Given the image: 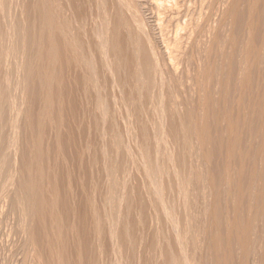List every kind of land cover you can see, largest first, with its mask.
I'll return each mask as SVG.
<instances>
[{"label":"bare ground","instance_id":"bare-ground-1","mask_svg":"<svg viewBox=\"0 0 264 264\" xmlns=\"http://www.w3.org/2000/svg\"><path fill=\"white\" fill-rule=\"evenodd\" d=\"M21 1L22 0H20V2ZM20 2H18V0H0V223L4 224L8 221L7 218L11 216L15 220V224H17L14 228L13 226L11 229L9 228L8 233H10L12 237L11 241L13 242L21 238L19 247H17V250H15L18 251L16 254H20V257H18V264H64L58 260V258H60V254L58 253L59 257H57V253L55 254V251L52 247V239L43 229L44 222L48 218L49 220H53L55 222L56 217H53L55 214L52 212L54 210L56 211V208L54 209L53 207H55L57 203L54 206L52 204V201H54L53 197H56L52 195V190H50L52 191V197L49 196L50 198L47 197L50 194L49 189L47 190V192H49L48 195H45L46 192L44 194L41 191V188L44 187V185L41 186L43 173L40 167L41 163H39L40 155L42 156L44 153H48L49 151L41 154L43 150H41V148L37 149L36 145H41V140H44L42 139V133L45 129H42V126L43 120L46 121V113L49 109L55 107H51L52 104L54 105V101L52 100L53 103L51 101V95H54V93H52L55 88L54 86H56V89H58L57 87L59 84L61 85L63 84V81L66 82L67 80V78L64 80L65 77L62 76L61 73L57 72V67L60 66L61 63L66 65V63H71L70 60H75L74 58L76 55L74 57V54H76L75 52L78 49V45H81V43L83 44V41L79 36L78 40L79 38L80 40L79 44H77L78 40L76 35L78 34V29L75 30V28H72L73 26L71 27L73 31L75 30L77 32L75 35V32L72 31L70 34L73 36L71 37L69 34L71 30L68 32L67 29H64V25V27L59 26V28L54 22H52L51 19L54 17L53 15L56 12L53 14V12L48 9L51 6L48 7L47 3L50 2L46 3L45 0H31L29 3L26 2L27 4H23L25 0L22 2V4H20ZM99 2H101L102 6L101 10L98 8L100 10L101 17L100 35L98 33V37H96L98 38L97 40L95 37H91L96 41L93 40L94 42H89L90 44L93 42V51L94 53L98 52V56L100 58L96 59L95 57L91 56V59L95 58L96 60H100V64H97L98 66L101 65L100 69L105 68L112 71L114 70L117 75L119 82L118 84L120 85V87L115 85L117 89H120L121 87H124L128 84L132 91L138 95L139 99H143V105H146L151 98V87L157 82L160 89L164 85H167V87L170 89V98L172 101H176L180 95L179 93V95L176 93V89L181 88V86L176 83V80L171 82L165 80L163 71L171 74H178L188 70V65H190L192 69L196 68L198 71L197 75L189 77L190 79H186L190 80L191 83H193L203 94V98L199 97L196 100V103L198 106H203L204 112L200 117L197 114H193V112L190 110L185 111L183 120V135L185 137L182 140H179L180 136L179 138H176L177 135L173 137L180 141L178 144V149H183V151L179 152V154L183 153L184 150L185 152L187 150V153H191L192 150L190 149L193 145L189 149L190 141H192L194 138L196 143L198 140L197 143L199 149L203 151L202 159L207 167L211 164L213 151L215 150L217 153L218 161H216L220 164L219 173L217 176L218 178H216V181H213L206 176V181L207 184H209L208 187L210 190V203H214L215 200H221L223 198L227 199L229 202V210L227 211L222 207V213H220L214 206L209 208V212L212 215L211 226L209 228V242L211 245V252L213 254V264H223L219 260V250L221 247H224L227 251V254L229 255L227 258L232 257L233 248L231 246V242L241 249V261H239L240 264H249L250 257L253 254L251 250L250 234L254 232L256 223L261 217H263V220L261 221L262 225H264V0H111L110 3L115 5V9L113 10L114 12L112 13L108 11V8L107 10L106 7L103 6L106 2H108L107 0H100ZM146 2L147 4L150 3L148 5H150L151 10H148L152 13L151 17L153 20H150V22H153V24H151L152 26L148 25L146 21H144L145 18L142 15L143 13L141 14L142 10L144 9L143 5H147ZM221 6H223L224 9H222V11L220 10V13H218L219 8H222ZM66 7L64 8L63 6L64 9H66ZM76 7L78 6L76 5ZM113 7L114 6H112V8ZM51 13L53 15H51ZM79 14L82 13L79 12L77 14L76 11V16ZM79 16L77 18H79ZM82 16L83 15H81V17ZM239 18H242L240 21L241 23H239L240 26L238 25L239 28L231 27L229 31L226 26L230 24L232 25L233 22H237ZM68 25L66 26L69 28L71 25ZM216 26H220L221 29L225 26L227 28L226 30L230 32L229 37H226V42L223 40V35L220 34L222 40L225 43L219 40L221 38H218V32H214L217 30ZM149 27L152 28L149 29ZM149 30H152L154 37L151 36ZM97 32L99 31L97 30ZM221 32L223 33L224 31L222 30ZM226 35L224 34V37ZM220 42H223L227 48L223 49L224 46ZM85 45H87V43ZM89 45L87 46L90 48L91 46ZM83 48L84 46L81 47L82 50ZM228 48H230V52L228 51ZM78 52L79 53L76 58V63H80L83 66V69L80 70H83L84 73H79L76 77H79L80 74H83V77L80 76L82 79L79 80H81L83 84L82 89H84L85 94V85L92 84L94 86V84H96L95 80H97V78L95 75H93L95 74L93 72H96L94 70L98 71L99 69L96 65L97 69L93 70V62L91 59L88 60L85 58L84 54H82L84 56L80 55V53H83L80 50ZM68 54L69 56H67ZM72 54L73 58H71ZM90 55L92 54L90 53ZM183 58L185 60H183ZM186 58L189 63L186 61ZM184 61H186L188 65L187 63L185 64ZM71 65L76 64H74L73 61ZM81 65H78V67L81 68ZM62 66L59 68L61 69ZM59 68L58 70H60ZM80 70H78V72ZM108 70L106 71L108 72ZM69 71L67 73H70L72 68L71 71ZM199 71L204 72L212 79L201 82V75ZM64 72L65 71H63V74ZM110 72L111 71H109V73ZM114 72L113 74L116 76ZM120 73L123 75L121 76ZM69 75L66 76L71 77ZM111 76L113 77V75ZM111 76L109 74L108 77ZM73 78H75V76ZM70 80H67V82L69 81L70 84H73L71 83L73 79L71 81ZM112 80L116 81V79ZM109 81L107 80L108 83ZM185 81L186 80H184V82ZM190 81H188V83ZM96 82H98V80ZM30 84L31 88H28ZM77 84L78 83H76V85ZM79 85H77V89L80 88ZM216 86L218 95L216 96L217 98L214 97ZM52 87L54 88L52 89ZM61 88L64 90L65 87ZM94 89H96V87ZM59 90L61 89L59 88ZM79 91L80 89L78 92ZM120 91L122 92L121 89L119 92ZM55 94L56 95L54 96H57L54 98L55 101L57 98L58 101L63 102L62 99L67 97V95H65L67 94L66 92L64 97L61 96V93L58 90ZM83 97L85 100L84 95ZM204 98L207 99V101ZM134 99L135 98H132L133 104ZM67 100L69 101L68 98ZM66 101L64 103H66ZM60 102H58V104ZM55 104L58 105L57 101ZM135 104L138 106V102ZM72 105L75 106V104ZM179 105H183V102H180ZM70 108H67V115L68 112H71L72 116L74 108L72 107L73 110ZM141 108H143V106ZM61 109L63 108L60 107V110ZM53 110L55 109L53 108ZM60 110H56L58 111L55 114L56 119L60 117L57 116L59 115L58 113ZM136 110L135 112H137ZM210 110H214L215 113H212ZM103 111L105 112V109H103ZM209 111L214 114V120H212L211 125L209 121L210 119H208ZM84 114L85 111L83 112V115ZM212 114H210V117ZM104 115L103 117H105ZM61 116L65 117L64 114ZM133 116L134 118L135 116L139 117L138 114H134ZM63 117L61 118L62 120H59V118V121L57 120L58 122L55 120V133L57 131V127H61H59V125H61L60 122H63L65 118H69L67 116L65 118ZM83 118L85 119L84 116ZM67 121L64 122V126L62 127H66L65 123ZM68 123L69 122H67V124ZM69 126L67 127L68 130ZM43 127L45 128V125ZM113 128L109 129L108 126V130H106L108 131L107 133H109L110 130H113ZM34 129H36L35 139L33 138ZM60 129L65 130V128ZM211 129L216 132L213 143L211 142V140L214 139L211 137ZM175 130L176 129L174 127L172 132L176 133L177 131L175 132ZM69 131H71V129ZM117 131L118 130L115 132L117 133ZM58 132L57 134H61L63 131H60L61 133ZM64 133L63 134L66 135L65 131ZM110 133L109 136H111ZM116 133L115 135H112L116 136ZM63 134H61V136H64ZM119 134L117 137L120 136V139H122L121 135ZM45 135L46 133H44V136ZM70 135L72 136V132ZM104 135H106L105 132ZM140 135L142 134L140 133ZM109 136L106 138H109ZM144 136L142 137L144 138ZM56 137L59 136L56 135ZM148 137L144 139H148ZM106 138L102 139L105 140ZM114 138L113 141H110L109 138V143L108 140H105L107 143L105 141L104 142L107 145L109 144L110 146H115L116 148L118 147V149H120L119 147H122L123 143L120 142L121 140L119 138L117 139L120 141ZM148 140L150 142V138ZM139 141L142 142L143 139L141 138ZM154 141L151 143L154 145H156L155 143L158 144V140L153 143ZM175 142L176 148L177 141ZM66 143H69V141ZM72 143H74V140ZM151 143H149V145ZM106 144V147H110ZM140 144L141 152L143 149V142ZM152 144L150 149L153 146ZM69 145L70 144H68V146ZM146 145H144L145 148ZM149 145H147V147ZM212 145L214 148L213 151L211 149ZM105 146V151H108L106 150ZM158 146L160 147L161 145H157V148L156 146H153V150L156 148L154 151H151L148 149V147L146 149L144 148V154L139 152L143 155L142 158L144 156L148 158V160H146L148 161L147 163L149 164V167L154 164L152 171L156 173H152L154 174L152 175L150 171L149 174L155 178V181L153 178V182L155 184L160 182L157 180V177L160 176L161 166L156 162V159L158 158H156V161L153 163L154 159L152 160L151 152L157 153L159 150ZM57 147H55V149H59V145ZM60 148L64 147L60 146ZM122 148L124 149V147ZM118 149L115 150L113 148V152L114 150L118 152ZM178 149L177 152L179 151ZM63 150L65 152V148ZM76 150H78V148ZM111 150L109 149V151ZM79 151H75L76 153L78 152L76 155L79 154ZM55 152L59 151L55 150ZM72 152H74V150ZM81 152L82 153L80 154L84 156L85 153H83V151ZM119 152L117 153L118 156L120 155ZM156 153H154L155 155L152 154L154 158L158 157V153ZM46 155L51 156V154ZM53 155L52 159H54ZM113 155L114 153L111 154L112 159L115 158ZM117 155L114 156L118 157ZM168 155L170 156L171 152ZM60 156L61 154L59 157ZM183 156H181V165H176V167H178V169H176L174 172L176 179L173 177L174 180L178 182L176 185H178L177 188L179 191H183L184 189L183 175L186 176V179L190 180L191 183L193 182V179H190L192 174V178H200L202 175L199 172L192 171L190 169L191 164L188 168V171L186 172L187 162L185 163L184 161L187 160L188 157L185 156V158ZM109 157L107 156V158ZM111 160L108 161L109 163L107 165L105 164V169L110 174V177L114 179L113 177L115 176L113 175V171L115 169L117 172L118 169L116 170L117 166L116 168H113L112 165H114L113 163H115V161L110 163ZM66 163L64 162L63 168L66 166ZM178 163L180 164V161ZM47 165L48 166L46 167L52 166L49 164ZM59 166L54 165L53 167L58 168ZM176 167L174 166L173 169ZM209 170L210 169L208 167V171ZM69 176L71 175L66 177L69 178ZM177 178H180V180L177 181ZM51 180H54V176ZM69 180L70 179L65 180L64 183ZM187 180L186 183H188ZM57 181L59 180L56 179V182ZM47 182H49V179ZM50 182L49 187L52 183L54 184V182H51V184ZM62 182L59 181V183ZM69 182H67L68 186L71 184ZM159 185L161 186L160 183ZM68 186L63 187H66L67 189ZM154 188L157 187L154 186ZM159 188L161 187L158 186V189ZM66 189L65 191L63 189L62 190L67 192L68 189L67 191ZM43 191L46 190L43 189ZM56 192L55 194H57ZM64 192L63 194H65ZM68 193L69 192H67V197H69ZM51 198L53 199L51 200ZM60 199L63 198L61 197ZM64 204L65 203H63V207L65 208ZM52 208L54 209L53 211ZM68 213H63V216L64 214L66 215ZM218 215H222L225 218V224L223 226L220 224ZM67 217L68 216H66V218ZM12 218L10 219L12 220ZM45 218L47 219L45 220ZM54 222L49 223V225L53 227ZM4 225L6 226V223ZM2 226L0 228H3ZM7 226L9 225L7 224ZM41 226L43 228H40ZM55 227L58 229V226L54 225L53 228ZM39 228L42 229L43 232L40 231ZM49 228L51 227L49 226ZM82 233H84L85 236V232ZM152 242H154V240ZM155 245L157 244L155 243ZM151 248L155 249L156 247L153 248L151 246ZM256 262L264 264V248L260 255L257 256ZM86 263L88 264L89 262Z\"/></svg>","mask_w":264,"mask_h":264},{"label":"rangeland","instance_id":"rangeland-1","mask_svg":"<svg viewBox=\"0 0 264 264\" xmlns=\"http://www.w3.org/2000/svg\"><path fill=\"white\" fill-rule=\"evenodd\" d=\"M23 1L24 0L20 2V0H18L20 4H22ZM29 1L31 2V0H28V1L25 0L23 4H27L29 3ZM45 1L46 3L50 2V3H47L48 7L51 6L48 9L52 11L53 14L55 12L58 13V14L55 13L54 15L51 13V15L54 16V17L51 16L52 17L51 20L52 22L56 24L57 27L59 26L62 27L64 25L65 26V27L63 26L64 29H67L68 32L71 30L69 34L73 31L74 28L75 30L78 29L77 32L79 35L77 34L75 30L73 32H75L74 33L75 35L77 34L76 35L77 40H78V37L80 36L81 40L83 41V44L81 43L80 45L79 44L80 38H79L78 43H77L79 44L78 49L80 47L79 50L83 52V53H80V55L84 54L85 58H87L88 60L91 59V56L95 57L96 59H99L100 58L98 56L99 54L98 52L94 53L92 44L94 41L98 39L96 38L98 37V33L100 35V29H101L100 10L102 8L101 2H99L100 0H45ZM107 1L108 2H106L103 6L106 7V9L108 8L109 10L108 9L107 10L110 11L111 13L114 12L113 10L115 9V5L110 3L111 0H107ZM148 4L143 5L144 11L142 10L141 14L143 13L142 15L145 18L144 21H146L148 25H151L153 24V22H150V20L151 19L153 20V18L151 17L152 13L151 11H149L151 9H150V5ZM76 5L79 7V9L78 7H76ZM110 5H111V8H110ZM63 6L64 8L67 6L66 9H64ZM112 6L114 7L112 8ZM221 7L222 8H219L218 13H220V10L222 11V9H224L223 6ZM98 8H100V10ZM76 11H77V14L79 12L82 14H79L80 16L79 15L76 16ZM81 15L83 16L81 17ZM78 16L79 18H77ZM241 20L242 18H239L237 22H233L232 25H235V26H232L230 24L231 26L228 25L230 27L228 26L226 27L228 28V30L231 27L239 28L240 26L239 23H241L240 22ZM66 25L68 26L71 25V26L68 28ZM71 27L73 29H71ZM226 27L224 26L221 29L220 26L219 27L216 26L218 31L215 28L216 31L214 32L216 33L218 32L217 33L219 34L218 38H221L219 39L220 41H223V40L225 41L227 39L226 37H229L230 30L227 31ZM151 28L149 27V29ZM220 29L221 31L223 30L224 32L222 33ZM97 30L99 32H97ZM149 32L151 33V36L154 37L153 36L154 33L152 32V30H149ZM93 33H96L97 36L96 34H93ZM220 34L223 35L222 36L223 40ZM224 34L226 35L225 37H224ZM70 35L71 37L73 36L72 34ZM91 37H95L96 40H94V38H91ZM89 41H93V42H91L90 44ZM223 42H220V43L223 44L224 46L223 49H225L227 47L224 44L225 42L224 43ZM86 43L87 45L90 44L89 46H91L90 47L91 49L87 45H85ZM83 46L84 48L82 50L81 47ZM78 49L75 52L76 54H74V57L76 55V57L74 58L75 60H72V61L70 60L71 62L69 63L70 65L68 63H66V65L61 63L63 66L65 65L64 68L61 64H60V66H62L61 69L59 68L60 66L57 67V72L61 73L62 76L65 77L64 80L66 78L67 80L73 79L72 81L70 80L71 83L73 84H70L69 81L68 83L66 80V82L63 81V84H61L62 86L59 84L60 87L58 86L57 87L58 89H56V86H54L55 88L52 87V89L54 88V90L52 91L54 95H56L55 93L58 90L61 93V96L64 97L65 95H67V97H64L62 99L63 102L58 101L56 98L57 104L58 102H60L58 105H56L55 104L56 101L54 98L57 96L51 95L52 96L51 101L52 100L54 101V105L52 104L51 107L55 106L53 107L55 110H53L52 108V109H49L48 112L46 113V118H45L46 121L43 120V126L45 125V128L42 126V129H45L43 130V133H42V139L44 140H41L42 141L41 145L40 144L36 145L37 149L41 148V150H43V152L40 151L41 154L49 151L48 153H44L45 155L44 154L42 156L40 155L39 163H41L42 165V166L40 165V167L43 173L41 186L44 185V187L41 188V191L44 194L46 192L45 195H48L49 192H47V190L48 189L49 191L52 190L53 194H52V191H50V194L47 197L51 196V194L53 196H56V197H53L54 201L55 200L56 201L55 202L52 201V204L53 206L56 203L58 205V206L55 205V207H53L54 209L56 208V211L58 208L57 212L53 208H52V211L53 210L54 211L53 212L51 211L53 214H55V216L53 215V217H56L55 222L53 220H49V218L48 219L45 218V220L46 219L47 220L44 222V228L42 226L40 228H43L45 232L48 234V236H50V238L52 239L53 250L55 251V254L57 253L56 254L57 257L60 256L58 260H60L64 264H87L86 262H89L88 264H213V254L211 252V245L209 242V237H210L209 228L211 226L212 215L209 212V208H211V206H214L216 210H218L220 213H222L221 211L222 207L227 211L229 210V202L227 201V199L223 198L221 200H215L214 203H210V199H211L210 192H209L210 190L208 187L209 184H207V181H206L207 180L206 176L212 179L213 181H216L217 180L216 178H218L217 176L219 173L220 164L217 162L218 161L217 153L215 152L213 145H212L211 149L212 151L213 150L214 151L211 157V164L210 166H208L209 169L211 170V171L209 170L210 171L209 172L208 167L206 166V164L204 163L202 159L203 151L199 149V146L197 143L198 140L196 141V143L194 141V138L192 139V141H190L189 149L193 145L192 148L190 149L192 150L191 153L190 152L187 153V150L186 152L184 150L183 153L179 154V152L183 151V149H178L179 147L178 144L180 143L179 140L180 139L182 140L185 137L183 135L184 133V126H183L184 112L187 110H190L191 112H193V114H197L200 117L202 116L204 112L203 106L202 105L198 106L196 103L197 102L196 100L199 97L203 98V94L199 91V89L193 83H191L190 80L186 79V78L190 79L189 77H193L194 75H197L198 71L196 70V68L192 69L190 65H188L189 62L187 61V58H186V61L188 63L186 61L184 62L185 64L187 63L188 70H185L182 73H178V74H171L166 71H163V76L165 80L170 81V82L176 80V83L181 86V88L176 89V93L180 94V95L178 94L179 95V97L177 98L178 100L172 101V99L170 98V89L167 87V85H164L160 89L159 84L156 82L151 87L150 100L147 102L146 105H143V99L141 98L140 100L138 95H136V93L132 91L131 87L128 84L125 85L124 87H121L120 89L122 90V92L121 91L119 92L120 89H117V87H115V85H118L119 87L120 85L118 84L119 82H118L117 75L114 72V70L112 71V70H108L105 68L100 69L101 65L98 66L100 64L99 63L100 60H96L95 58L91 59V61L93 62V66H92L93 70L97 68L100 70V71L94 70L96 72H93L95 73L93 75H95L98 82H96L97 80H95L96 84H94V86L92 84L85 85V94H84V89H82L83 84L81 80H79V79H82L83 74H80L79 77H76L78 76L79 73H84L83 70L82 71L80 70V69H83V66L80 63L78 64L76 63V60H77L76 58L79 53ZM228 51L230 52V48H228ZM90 53L92 55H90ZM96 55L98 58L96 57ZM67 56H69V54ZM71 58H73V54ZM184 58L183 60H185ZM73 61H74V64H76L77 66L71 65ZM67 65H69L70 68ZM78 65L79 66L81 65V68L78 67ZM96 65H97V68H96ZM74 66H76L75 67L76 69L73 68ZM58 68L60 70H58ZM71 68H72V71H71ZM78 70H80L81 72L80 71L78 72ZM106 70H108V72ZM63 71H65L64 74H63ZM68 71L71 74L67 73ZM109 71L111 72L109 73ZM113 72L115 73L116 76H114ZM199 72L201 75L200 77L201 82H205L208 79L209 80L212 79L208 75H206L204 72L202 71H199ZM108 73L110 74V76L113 75V77L112 76L108 77L109 76ZM121 73L120 75L122 76L123 74ZM49 75H50V72H49ZM66 75H69L71 77H67ZM74 76L77 79L73 78ZM112 79H116V81ZM77 80H79L80 82ZM107 80L108 81L110 80L109 83L107 82ZM184 80L186 81L184 82ZM113 81L115 84L113 83ZM188 81L190 82L188 83ZM48 82H47V86H48ZM110 82H112L113 84ZM76 83H78L77 85L79 84L82 85V86L79 85L80 87L79 92H78L79 89H77L78 86L76 85ZM86 86H87V89H86ZM61 87H65L64 90ZM95 87L96 89H94ZM28 88H31V84L28 86ZM59 88L61 90H59ZM215 89L216 91H215L214 97L217 98L216 97L218 96L217 86L215 87ZM81 90L83 91V93ZM64 91L67 94H65ZM83 95L85 96V100H84ZM67 98L69 99V101L67 100ZM132 98H135L134 104L132 102ZM205 100L207 101V99ZM65 101L66 103H64ZM137 102H138V106L137 104H135ZM180 102H183V105H179ZM60 104H63V105H60ZM72 104H75V106ZM64 106L65 107L68 106L67 107L68 109L70 107H71L70 109H72V107L74 108L72 116H71V112L70 113L68 112V115H67L68 109L65 108ZM81 106L82 107L85 106V107L82 108ZM142 106L143 108H141ZM60 107L63 108L61 109L62 112L60 110ZM64 108L65 110L66 109L67 110L65 111ZM57 109H59L60 112L62 113L61 114L59 112L58 113L59 115H57L58 117L60 116L59 117L60 119L58 118L59 120H62L61 118L63 116L61 115L63 114L65 117L67 116L69 118L63 117L65 118L64 121L60 122L61 125L58 124L59 127L61 126L60 128H63V129L65 128V130H61L60 128L57 127V131L55 133L54 131V129L56 128L55 120L56 121L58 120L56 119V115H55L56 112H58L56 111ZM103 109H105V112L103 111ZM135 110L137 112H135ZM84 111H85V114L83 115ZM210 111L208 113L209 114L208 119H210L209 121L211 125L212 120H214V116H213L214 114L212 113H215V111L214 110L211 111L212 113ZM136 113L139 116V117L135 116L137 121L139 120L138 122L133 116L134 114L137 115ZM210 114H212L211 117H210ZM103 115L105 117H103ZM83 116L85 117V119L83 118ZM103 118L105 121L103 120ZM65 121L69 123L67 124L66 122L65 123L66 127H62L64 126ZM52 122L54 123V125ZM110 125H111V128L115 127L113 128V130L109 131V133L111 132L110 133L111 136H109V133H107L108 131H106L108 130L107 129L108 126H109V129H111ZM68 126H69V130L71 129V131L67 129ZM174 127L176 129L175 132L177 131L176 133L172 132ZM114 129L118 130L117 133L115 132L116 130ZM143 130H144V134H143ZM60 131L61 132L63 131V132L61 133ZM64 131L66 132V135H64L65 134ZM57 132L61 134L64 133L63 135L67 137L61 136V134H57ZM67 132L68 133L72 132V136L70 135V133L68 134ZM104 132L106 135H104ZM44 133H46L45 136H44ZM115 133H116V136H113L112 134L115 135ZM140 133L142 135H140ZM210 133H211V137L214 138V139L212 138L213 140H211V142L213 143V141L215 140L216 132L211 129ZM118 134L121 135L122 139H120V136L117 137ZM147 134L149 135V137ZM56 135L59 137H56ZM60 136L63 138H61ZM108 136L110 138V141H113L114 137H115L114 139L116 140L120 139L121 141L120 140L119 141L123 143L122 147H124V149L120 146L121 143L120 145L118 144L121 150L118 149V147L116 148L115 146H110L109 144L107 145L106 144L107 141L105 140H108V143L110 142L109 138H106ZM142 136H144V138L146 137H148V139L150 138V142L148 139H144ZM173 136L174 137L176 136V138H179L180 136V138L178 140V139H175ZM116 137L119 139H117ZM33 138L34 139L36 138V129L33 130ZM71 138L74 140V143H72L73 140ZM102 138H106V139L104 140ZM141 138L143 139L142 141L143 144L146 142L147 145H149V143H151L152 141L158 140L157 141L158 144L155 143V141L153 143H155L156 145L152 143L151 144L154 147L156 146V148H157V145H161L160 146L161 149L158 146V149H159L157 152L158 157L154 158L153 155H155L154 153L156 152L154 153L151 152L153 154V155L151 154L152 160L154 159L153 163L154 161L157 160L156 162L159 163V165L161 166L160 176L157 177V180L160 181L159 183L161 184V186L159 185L158 181H157L158 184H155L153 182L154 177L152 175L154 174L152 173H156L152 171V168H154V164L151 167H149V164L147 163L148 158H146L145 156L142 158L143 155L140 154V153L144 154L143 152L145 148L144 145H146V143L144 145L142 144L143 149L140 152V148H141L140 143L142 142L139 141V139L141 140ZM173 138L175 139V141H177L176 148L179 150L178 152H177V149L175 148L176 142L174 141ZM67 140L69 141V143H66L68 142ZM68 144L70 145L68 146ZM105 144L110 147H106ZM151 144L148 146L149 148L146 145V148L150 149ZM56 145L57 146L59 145V149H55V147H57ZM60 146L65 148V152L63 150L64 148H60ZM81 146L85 148H82ZM104 146L106 147V150L109 151V149L111 150V148L112 150L109 152L105 151ZM153 146L152 148H154ZM77 148L78 150H76ZM113 148L115 150L118 149V152L119 151L121 152V153L119 152L120 154L119 156L117 155L118 153L117 151L114 150L113 152ZM152 148L150 149L151 151L153 150ZM61 149L63 152L61 151ZM55 150L59 152H55ZM73 150L74 152L80 150L79 154L76 155L78 152L74 153L72 152ZM81 151L85 153L84 156L80 154L82 153ZM103 151L108 152V153H105ZM111 152H113L114 155H117L118 157L113 155V157L115 158L112 159L111 154L113 153ZM170 152H171V155L169 156L168 154H170ZM58 153L61 154L60 156L61 158L59 157L60 154ZM46 154L48 155L51 154V156L49 155L51 159H52V155L54 154L53 157L56 160L52 159L51 161L49 156H47ZM46 156L49 160L46 158ZM107 156L108 157L110 156L111 158L110 157L107 158ZM181 156L188 157V159L184 161L185 163L187 162L186 172L188 171V168L191 164L190 169L192 171L199 172L202 174L200 178H195V177L192 178L193 177L192 176L193 174H192L190 176L191 177L190 179L191 180L193 179L192 183L190 180L186 179V176L183 175L184 177L183 191L178 190L177 188L178 185H176L178 182L174 180L175 178L174 172L176 171V169H178L176 165H181V160H182ZM116 158H117V161H116ZM47 160H48V163H47ZM110 160H111L110 163H113L114 161L115 163L117 162L116 165L115 163H113L115 166L112 165L113 168L114 167L116 168L117 166L116 170L118 169L117 172L115 171V169L113 171V175L115 176L113 177L114 179L110 177V174L105 169L106 165L109 163L108 161ZM58 161L59 162L61 161L60 162L61 164ZM63 161L65 163L67 162L64 168H63V164H64ZM179 161H180V164L178 163ZM47 164L52 165V166L46 167L48 166ZM54 165L56 166L60 165V166L58 168L57 167L55 168L53 167ZM174 166L176 167L175 169H173ZM149 172L152 175L149 174ZM65 175L67 177L68 175H71V176L67 178ZM53 176H54L55 181L51 180L53 179ZM58 176L59 178L60 177L62 178L59 179ZM180 178H177V181L180 180ZM48 179H49V182L50 181L54 182V184L52 183L54 186L50 182L51 185L49 187V182H47ZM56 179L59 180L60 182L62 181L63 182L62 183H59V181L56 182ZM68 179H70L69 180L70 182L66 181V183H64L65 180H68ZM186 180L188 183H186ZM154 181H155V178H154ZM67 182L71 183L69 184L70 186H68ZM63 186H66V187L68 186L67 188L68 191L66 187L64 188ZM154 186H156L157 188H154ZM158 186L161 187L159 188L160 191L158 189ZM43 189H45L46 191H43ZM62 189L64 191L66 189V191L69 192L68 193L69 197H67L68 196L67 192H64ZM154 189H158V190H154ZM55 192L57 194H55ZM63 192L65 194H63ZM57 197H58V200H57ZM61 197L63 199H60ZM66 197L68 198V200ZM53 198H51V200ZM64 200L67 202H65ZM61 201L62 202L64 201L63 203H65L64 204L65 208L63 207V203ZM60 202L62 203V205ZM62 211L63 213L69 212L68 213L69 215L64 214L63 216ZM66 216L68 217L66 218ZM218 217L220 219L221 226H223L225 224V218L222 215H218ZM10 218L12 217L10 216L9 218H7L8 221L6 219L7 222H5L6 226L8 224L9 226L11 225L10 227L9 226L6 227L4 225L5 223L4 224L0 223V227L3 225L2 226L3 228H0V264H18L19 263L18 257H20L19 256L20 254H16L18 251H15V250H17V247H19L21 238L17 239L15 242L11 241L12 237L10 233H8L9 228L11 229L12 226L14 228L17 224H15L16 222L12 218L15 224L14 225L13 221ZM261 220H263V217H261L258 220L255 226L254 232L250 234L251 250L253 254L250 257L249 264H260L256 262V259H257V256L260 255L261 251L264 248V225H262ZM53 222L55 226H58V229L56 227L53 228L54 225L53 227L49 225V223H53ZM48 225L51 228H49ZM40 231L43 232L42 229H40ZM82 232H85V236H84V233ZM153 240L154 242H152ZM155 243L158 246L155 245ZM232 243L233 242H231V246L233 248L232 257L227 258L229 255L227 254V251L225 250L224 247H221L219 250V260L223 264H227V263L228 264H240L239 261H241V249ZM151 246L153 248L156 247L157 249L156 248L152 249ZM58 253L60 254L59 256H58Z\"/></svg>","mask_w":264,"mask_h":264}]
</instances>
